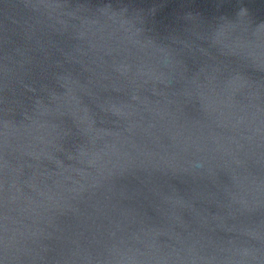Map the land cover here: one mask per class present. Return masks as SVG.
Instances as JSON below:
<instances>
[{"label": "water", "instance_id": "1", "mask_svg": "<svg viewBox=\"0 0 264 264\" xmlns=\"http://www.w3.org/2000/svg\"><path fill=\"white\" fill-rule=\"evenodd\" d=\"M0 264H264V0H0Z\"/></svg>", "mask_w": 264, "mask_h": 264}]
</instances>
